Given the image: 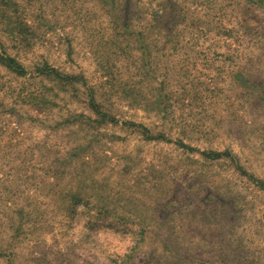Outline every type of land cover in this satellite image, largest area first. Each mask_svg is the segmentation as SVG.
Returning <instances> with one entry per match:
<instances>
[{"label":"rangeland","instance_id":"obj_1","mask_svg":"<svg viewBox=\"0 0 264 264\" xmlns=\"http://www.w3.org/2000/svg\"><path fill=\"white\" fill-rule=\"evenodd\" d=\"M0 264H264V0H0Z\"/></svg>","mask_w":264,"mask_h":264},{"label":"trees","instance_id":"obj_2","mask_svg":"<svg viewBox=\"0 0 264 264\" xmlns=\"http://www.w3.org/2000/svg\"><path fill=\"white\" fill-rule=\"evenodd\" d=\"M251 1H255V0H251ZM8 62H9V65L14 64L15 68H18L20 73L23 72V69H22L21 65L19 63H17V61L14 58L8 57ZM219 155H220V153H217V152H214V151L208 153V156L211 157V158H217Z\"/></svg>","mask_w":264,"mask_h":264}]
</instances>
